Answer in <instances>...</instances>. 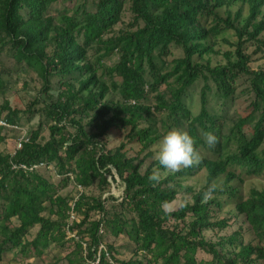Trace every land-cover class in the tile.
Listing matches in <instances>:
<instances>
[{
	"label": "trees",
	"instance_id": "obj_1",
	"mask_svg": "<svg viewBox=\"0 0 264 264\" xmlns=\"http://www.w3.org/2000/svg\"><path fill=\"white\" fill-rule=\"evenodd\" d=\"M60 1L64 6L53 14ZM238 1L0 0V54L15 61L18 69L35 70L43 82L41 95L50 98L38 96L26 109L30 115L45 114L49 137L42 136L40 123L14 154H0V261L9 252L30 257L53 243L65 246L70 232L76 247L67 255L69 264H262L264 187L252 188L245 198L231 181L264 175V68L251 67L247 50L252 43L264 50V0H241L249 5L245 17L243 8L234 15L228 9L226 17L219 13ZM126 8L130 19L115 32ZM230 29L236 40L226 39L232 47L222 52L226 62L202 61L220 52L215 38ZM174 44L184 55L166 70L168 64L160 66L156 55L168 56ZM93 47L97 59L90 55ZM116 53L118 61L104 69V58ZM198 82L200 108L194 113L186 98ZM163 84L166 89H161ZM3 85L0 79V89ZM55 88L56 98L50 95ZM111 89L119 90V101L107 98ZM150 93H156L154 104L147 103ZM243 95L245 110L231 113ZM2 109L8 110L5 119L19 124L20 110L8 102ZM159 120L166 130L187 131L198 151H206L199 164L166 173L157 160L144 167L151 152L142 158L129 154V143H140L143 152L160 139ZM116 129L128 130L127 140L108 148L105 138ZM4 130L0 126V142L6 138ZM207 133L217 137L215 145L206 143ZM41 163L56 168L62 176L59 184L39 168L13 167ZM153 168H160L163 176L156 186L148 180ZM204 168L206 185L198 190L183 185ZM116 175L124 184L120 198L82 193L72 206L70 197L59 192L71 181L84 189L95 181L109 187L108 176L116 182ZM212 185V198L205 202L203 193ZM182 189L192 200L168 210L166 205ZM230 204L248 223L253 238L245 241L240 227L208 240L206 230L229 226L233 215H219ZM46 206L49 215L42 214ZM72 209L77 219L70 223ZM36 225L39 230L29 240ZM107 236L127 237L134 245L132 257H117L118 248ZM200 251L211 257H199Z\"/></svg>",
	"mask_w": 264,
	"mask_h": 264
},
{
	"label": "rangeland",
	"instance_id": "obj_2",
	"mask_svg": "<svg viewBox=\"0 0 264 264\" xmlns=\"http://www.w3.org/2000/svg\"><path fill=\"white\" fill-rule=\"evenodd\" d=\"M64 2L60 1L56 4H54L52 8L53 14H55L57 9H61L64 6ZM126 7H128L126 5ZM240 8H243V17L247 16L249 12V5L246 2H242L239 0L238 2L234 3L230 7L224 6L220 8L218 11L223 16H227V10L230 9L234 13H236ZM131 16L130 11H128V8H126V11L123 14V22L118 23L115 26V32L120 31L121 29L125 28L127 22L129 21ZM264 36V33L262 34ZM234 41L236 40V35L233 30H228L222 34H220L218 37L215 38L216 43V49L220 50L219 53H212L209 56H206V58L201 59L202 61H206L207 58L211 59V62L213 65L219 64V63H225L226 59L223 56L224 51L232 48L231 44L227 42V40ZM212 41V39H210ZM258 45L256 44H248L247 50L248 52L252 53V61H251V67L254 69L257 68H264V50H260L257 48ZM171 54L168 56L158 57L156 55V60L159 62L160 66H163L165 64H168L166 67V70L170 69L171 63L173 59L182 57L184 55L182 47L178 45H172L171 46ZM94 54V55H93ZM90 55H92V58H96V49L93 47L90 51ZM118 54L110 55L106 58H104L102 64L103 68L105 69L108 66L113 65L118 61ZM97 59V58H96ZM200 60V61H201ZM170 64V65H169ZM104 69H101L99 72L103 74L105 71ZM105 79L109 84H111V76L106 74L104 75ZM147 77L150 78V73H147ZM0 79L3 80V88L0 89V110H2V116H6L8 113L7 109H2L3 105L8 102L10 107L12 109H18L20 110V121L19 125L23 127V130L27 132V135L29 136L30 133L37 129L39 127L40 123H43L42 125V136L44 138L49 137V130L47 125V118L44 113L37 112L34 115H30V113H27L26 109L28 108L29 104L35 100L38 96H41L42 98H45L49 100L50 98L46 95H41V89L43 86L42 79L38 75V73L33 69L23 70L22 68L18 69L16 66L15 61H13L11 58L1 55L0 54ZM114 80L117 82L121 81V78L118 75H115ZM243 82V81H242ZM202 86V82H198L193 88L189 90V97L186 98L187 103L189 104L190 108L192 109V112L198 113L200 108V89ZM244 86V83L242 84ZM161 89H166V85L163 84ZM241 90V89H240ZM58 91L57 89H52L50 91V95L54 98L57 97ZM155 94L156 93H150L148 96L147 103L154 104L155 100ZM247 95L241 96L235 104L231 108V113H234L235 111H243L245 110L246 106L248 105V101L246 99ZM108 99H114L115 101H119L121 99V95L119 90L111 89L107 96ZM40 107V106H39ZM87 122L86 120L84 121ZM147 124L144 123L142 127L146 126ZM71 130H73L72 127H70ZM157 129L158 133L160 135V139L155 142L150 148L144 150L143 152H140L141 145L140 143L133 142L129 143L127 145V150H129V154L131 156H138L142 158L145 156L148 152H151L150 155H147L145 158V166L152 163L155 159L156 151L158 150L159 144L162 140L163 135L168 131L166 130V127L163 125L162 120H159L157 122ZM128 130H111L108 134V136L105 138L107 142L108 148H114L121 144L122 142H126V134ZM3 134H5L6 138L0 142V154H14L17 145H18V138L21 135V132L12 130V129H5L3 131ZM201 156L206 154L205 150L200 149L199 150ZM40 172L47 177L50 181H52L55 184H59L61 182L62 176H60L56 168L51 167H40ZM109 180L111 181V185L105 188L99 186L98 181H95L90 187L84 189L81 191L79 187L74 183V181H71L66 187L62 188L59 192L63 196L70 197V204L72 205L73 202L82 194L86 193L90 196H102V197H108L110 194H114L117 198H120L123 195L124 192V184L121 182L119 177L116 175L117 181L114 182L111 176H108ZM222 180H219V184L221 185ZM207 182V170L204 168L200 170L198 173H196L193 176L188 177L186 180H184L183 185L187 187H193L196 190L202 188L204 185H206ZM231 184H235L239 186L242 194L244 197H248L250 190L252 188H263L264 187V175L262 176H253V177H247L244 181H240L238 178L231 181ZM192 200V194L184 189H182L175 201L172 203L166 205V208L168 210H176L178 209L182 204H185L187 201ZM46 205L49 204V202L45 203ZM235 205L230 204L223 208V210L220 212L219 217H226L233 215L230 224L227 228L223 230L219 229H209L204 232L205 237L208 240L216 241L219 239L220 236L223 235H230L240 227H242L245 235V241H250L253 238V235L251 232L248 231V223L244 221L242 216L235 215ZM43 215H49V210L46 206L45 210L42 211ZM97 212H93V217H98ZM52 216H54L52 214ZM190 216L187 217V220H190ZM14 223L18 224L19 219L13 218ZM70 221V219H69ZM171 224H174L175 221L172 220L170 222ZM39 225L34 226L29 234L27 235V238L30 240L34 238L36 233L39 230ZM74 236V234H71L68 232L67 242L65 246H60L59 244L53 243L49 247H47L40 255L32 254L30 257H23L21 255H16L13 252H9L6 254L4 260L0 261V264H69L67 260V255L71 253L74 248L76 247L75 240L70 239V237ZM106 239L109 243H114L118 248V254L117 257L121 259H129L133 255V247L134 245L127 239V237H119L114 238L112 236H107ZM104 245V244H103ZM105 246V245H104ZM199 257L203 258H210L211 256L207 253L200 251ZM264 264V261L261 262Z\"/></svg>",
	"mask_w": 264,
	"mask_h": 264
},
{
	"label": "clouds",
	"instance_id": "obj_3",
	"mask_svg": "<svg viewBox=\"0 0 264 264\" xmlns=\"http://www.w3.org/2000/svg\"><path fill=\"white\" fill-rule=\"evenodd\" d=\"M208 145H215L217 137L212 133L205 136ZM202 156L195 146L193 137L184 130L173 128L162 137L155 159L166 173H176L182 168H190L201 162ZM163 179L160 168H153L148 180L156 186ZM215 185L210 186L202 196L203 201L212 198ZM167 211V209H165Z\"/></svg>",
	"mask_w": 264,
	"mask_h": 264
},
{
	"label": "built area",
	"instance_id": "obj_4",
	"mask_svg": "<svg viewBox=\"0 0 264 264\" xmlns=\"http://www.w3.org/2000/svg\"><path fill=\"white\" fill-rule=\"evenodd\" d=\"M0 126L4 127L5 129L8 128V129H12V130H16V131L21 132V135L18 138L17 149L21 148L23 143L29 139V136L27 135V132L24 131L23 127L20 126L18 123H12V122L8 121L7 119H5L4 117H0ZM43 166H45L44 163L36 164V165H32V166H27L26 164H21V165L18 166L16 164H14L13 167H15V168L16 167H22V168H24L26 170H33V169L40 168V167H43ZM69 175L72 177V179H74V175L72 173H70ZM77 186L79 187V189H81V191H83V187L81 185H77ZM74 202H73L72 206H74ZM75 219H77V215H76L74 209H72L70 211V223H72ZM101 248H105L103 244L101 245ZM97 263H98V260L96 261V264Z\"/></svg>",
	"mask_w": 264,
	"mask_h": 264
}]
</instances>
